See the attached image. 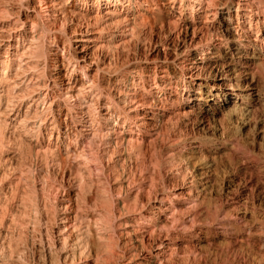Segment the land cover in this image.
<instances>
[{"label": "bare ground", "instance_id": "bare-ground-1", "mask_svg": "<svg viewBox=\"0 0 264 264\" xmlns=\"http://www.w3.org/2000/svg\"><path fill=\"white\" fill-rule=\"evenodd\" d=\"M262 106L264 0H0V264H208L211 238L264 248V159L241 135L197 132ZM221 155L240 174L231 211L211 210L199 169ZM240 184L261 198L251 222Z\"/></svg>", "mask_w": 264, "mask_h": 264}, {"label": "rangeland", "instance_id": "rangeland-1", "mask_svg": "<svg viewBox=\"0 0 264 264\" xmlns=\"http://www.w3.org/2000/svg\"><path fill=\"white\" fill-rule=\"evenodd\" d=\"M247 124L248 125L246 126L243 125V119H233L231 123L224 125L218 122H211L209 130L198 129L199 131L197 132L202 137L215 139H219L221 134L219 131L222 129L226 134L228 133L232 135L236 133L241 135L244 149L264 159V139L260 134L261 128H264V106L249 117ZM3 151V155L7 156L10 155L11 152H15V149L5 148ZM214 160V163H211V160L206 158V161L199 165V169H208L212 171L211 175L213 184L212 188L210 187L209 189L207 203L212 211L214 208H218L220 204L226 209L225 211H231L232 206H230V203L233 197V193L231 192V180L236 175L240 176V174H237L234 169L237 160H231L229 157L222 155ZM17 164L18 169L21 171L26 172L29 168V161L24 154L17 157ZM191 172H194L195 174L200 173L196 168L191 169ZM237 188L239 190V195L237 196L239 209H237L236 213L246 211L247 215L245 219L251 222L256 210L262 204L261 198L256 194L253 196H246L242 184ZM211 239L213 240V245L211 247L202 244L198 248V251L202 252L207 258L208 264H213L214 260L216 264H261V261L264 262V248L250 249L240 244L228 245L226 241L221 240V238Z\"/></svg>", "mask_w": 264, "mask_h": 264}]
</instances>
